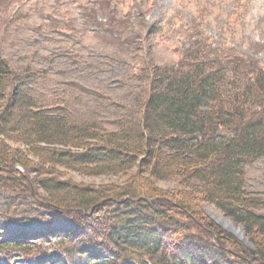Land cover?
Instances as JSON below:
<instances>
[{
  "label": "trees",
  "instance_id": "16d2710c",
  "mask_svg": "<svg viewBox=\"0 0 264 264\" xmlns=\"http://www.w3.org/2000/svg\"><path fill=\"white\" fill-rule=\"evenodd\" d=\"M148 37L136 43L140 54ZM202 43L178 63L141 68L137 108L113 131L77 116L69 97L44 101L41 73L13 67L0 47V216L44 208L73 219L74 230L42 236L57 239L67 264H264V194L246 187L247 166L264 157V67L230 59L217 68ZM58 169L124 184L62 182ZM173 179L184 189L160 191ZM203 202L240 224L255 250L204 222ZM188 216L205 236L190 232ZM29 240L0 242V254L30 257Z\"/></svg>",
  "mask_w": 264,
  "mask_h": 264
},
{
  "label": "rangeland",
  "instance_id": "374dc122",
  "mask_svg": "<svg viewBox=\"0 0 264 264\" xmlns=\"http://www.w3.org/2000/svg\"><path fill=\"white\" fill-rule=\"evenodd\" d=\"M0 1V47L9 63L17 69L29 67L41 73L38 94L44 101L54 103L69 97L77 116L95 119L107 131L117 129L118 117L136 110L133 95L141 90V68L146 64L178 63L193 43L202 41L210 46L209 54L221 59L214 62L217 68L225 62L230 65V59L246 64L257 61L264 67V0ZM97 1H105L103 13L96 10ZM136 11L139 16L135 19ZM145 35L149 41L144 47L151 50H145L146 55L136 48ZM17 171L20 176L27 174L22 166ZM57 171L56 177L62 182L85 186L124 184L116 179H92L77 172ZM180 181L173 179L157 186L164 193L177 192L184 189ZM246 187L251 194H264V157L247 166ZM201 209L204 222L234 238L239 246L255 250L248 232L217 206L203 202ZM42 211V216H0V242L25 234L36 239V244H31L36 251L28 260L30 264H59L60 260L67 264L68 259L56 250L57 239L50 236L43 240L41 233L60 235L58 229L73 230V219L60 215L51 219L52 212ZM185 219L195 236L206 235L191 216ZM12 258L13 264L27 262L19 253L12 254Z\"/></svg>",
  "mask_w": 264,
  "mask_h": 264
}]
</instances>
